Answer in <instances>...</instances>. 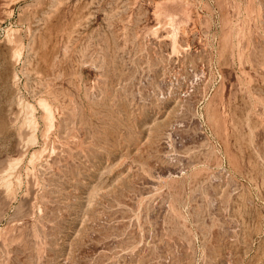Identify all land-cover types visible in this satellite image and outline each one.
I'll use <instances>...</instances> for the list:
<instances>
[{"label":"rangeland","instance_id":"rangeland-1","mask_svg":"<svg viewBox=\"0 0 264 264\" xmlns=\"http://www.w3.org/2000/svg\"><path fill=\"white\" fill-rule=\"evenodd\" d=\"M0 264H264V0H0Z\"/></svg>","mask_w":264,"mask_h":264}]
</instances>
